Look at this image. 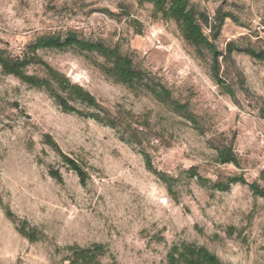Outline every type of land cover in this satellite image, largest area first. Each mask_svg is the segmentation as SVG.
Segmentation results:
<instances>
[{"label":"rangeland","instance_id":"rangeland-1","mask_svg":"<svg viewBox=\"0 0 264 264\" xmlns=\"http://www.w3.org/2000/svg\"><path fill=\"white\" fill-rule=\"evenodd\" d=\"M191 2L211 18L218 11L238 18L225 21L215 41L220 52L231 42L264 50V0ZM68 32L118 48L186 105L194 121L108 79L97 54L38 52L96 98L103 118L120 116L125 124L117 129L63 112L46 92L0 68V264H69L68 247L95 244L108 249L100 264H164L181 243L206 247L226 264H264V199L243 185L228 192L212 187L233 176L264 185V62L237 53L221 59L224 83L217 85L209 52L188 44L177 23L155 15L150 4L0 0V49L14 57L41 37ZM28 71L43 75L35 66ZM47 137L88 172L86 184ZM232 141L239 167L217 158ZM142 151L173 178L171 191L148 170ZM7 211L36 229L38 240L21 236Z\"/></svg>","mask_w":264,"mask_h":264},{"label":"trees","instance_id":"trees-1","mask_svg":"<svg viewBox=\"0 0 264 264\" xmlns=\"http://www.w3.org/2000/svg\"><path fill=\"white\" fill-rule=\"evenodd\" d=\"M140 4H150L154 13L164 20H172L177 23L184 39L196 49H206L212 57L213 79L217 85H223L220 77L221 59L227 60L234 53L245 54L251 58L264 62V50L257 51L252 47H242L235 42L228 44L226 52L218 50L215 41L219 37L221 29L227 19L238 22V18L232 13L218 11L213 18L206 12L200 11L191 0H138ZM77 50L82 53L97 54L104 59L100 65L103 74L117 84L125 86L131 91H145L156 101L167 105L174 113L183 115L190 121H194L186 105L175 101L171 92L152 76L140 70L134 61L124 55L116 47L112 48L100 42H92L81 39L78 34L68 32L65 36L41 37L27 48V53L19 58L12 56L6 50L0 49V68L4 75L12 76L27 86L46 92L55 103L68 114H76L82 117H90L98 123L105 124L114 129L124 126V120L116 115L114 118H103L107 114L96 98L81 85L72 82L65 74L56 70L38 56L39 51H68ZM35 66L41 69L43 75L38 76L29 73V68ZM76 104L97 111L86 114L79 110ZM264 112V110H263ZM121 140L127 144L140 143V140H132L122 137ZM46 143L62 158L65 165L75 172L80 181L86 184L89 179L88 172L74 159L64 154L50 137ZM217 158L220 164L240 166V160L235 152L233 141L217 150ZM148 170L164 182L171 191L173 178L162 173L152 166L150 156L142 151ZM191 177H196L200 183L205 182L195 170H190ZM52 178L60 180L58 172H51ZM260 181L264 183V171L260 175ZM234 185L247 186L254 196L264 199V185L258 182L249 183L242 176H233L225 181L213 183V189L219 192H228ZM7 217L16 224L18 233L31 242L38 240L36 229H30L27 222H17L16 217L6 212ZM67 262L69 264H100L101 259L108 254V249L103 244H95L88 248L70 246L67 248ZM164 264H226L206 247L195 244L181 243L174 245L170 250L167 261Z\"/></svg>","mask_w":264,"mask_h":264}]
</instances>
